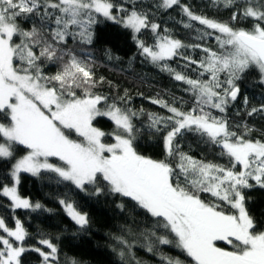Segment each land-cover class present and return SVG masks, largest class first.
<instances>
[{
	"label": "snow or ice",
	"instance_id": "obj_1",
	"mask_svg": "<svg viewBox=\"0 0 264 264\" xmlns=\"http://www.w3.org/2000/svg\"><path fill=\"white\" fill-rule=\"evenodd\" d=\"M130 4L125 8L112 0H0V117L7 120L0 122V159H15L13 184L0 188V196L10 200L13 212L40 209L42 205L18 193L20 174L54 172L78 189L91 185L97 194L107 189L130 198L155 218L153 227L140 234L142 247L158 255L163 264L186 261L163 253L161 245L175 247L193 264H264V231H255L243 194L244 189L264 188V141L248 138L252 129L247 125L242 131L237 125L233 131L225 116L211 111L223 114L237 100L236 81L247 70L258 69L264 82V0H211L214 7L234 9L228 21L196 14L180 0H160L158 8L179 7L187 18L184 27L194 29L199 41L213 38L216 48L203 43L186 45L171 36L168 29L158 31L159 25L148 12L135 0ZM97 14L130 29L140 54L175 80L183 81L188 86L185 91L194 98L193 107L187 111L174 106L175 101L152 100L170 113L148 114L149 126L163 135L165 159L155 160L136 151L138 130L133 117L140 113L118 106L116 101L109 103L106 95L94 92L104 78L95 79L90 56L77 55L67 47L68 37L92 42L91 26L97 22ZM21 18L32 21L31 26L23 28L18 23ZM249 21L251 26L247 28L233 26V22ZM146 31L152 34L154 43L140 38ZM185 48L201 49L203 55L193 59L182 53ZM177 56L186 61L185 67L197 66L200 71L195 79L168 64ZM45 63H59L60 68L46 75ZM257 112H264V105L253 107L248 115ZM97 117L109 118L113 130L95 127ZM72 132L79 139L70 138ZM185 132H195L206 143L218 146L229 166L182 152L178 140ZM107 138L112 142H106ZM18 146L27 151L16 158ZM50 157L62 164L50 163ZM169 158L177 161L175 167ZM202 193L219 203L206 202ZM60 203L81 229L88 225L87 214L74 203ZM222 205L234 211L226 212ZM157 230L164 234L158 235ZM0 233V264H22L23 254L28 251L38 253L41 264H60L59 248L51 239L38 240L47 251L25 246L30 234L19 218L14 219L11 228L0 218ZM116 239L123 245L119 256L125 261L124 249L130 254L132 244L123 237ZM221 242L226 247H220ZM65 264L78 262L66 259Z\"/></svg>",
	"mask_w": 264,
	"mask_h": 264
},
{
	"label": "trees",
	"instance_id": "obj_2",
	"mask_svg": "<svg viewBox=\"0 0 264 264\" xmlns=\"http://www.w3.org/2000/svg\"><path fill=\"white\" fill-rule=\"evenodd\" d=\"M115 4H123L125 8L131 6L130 0H112ZM138 6L149 13L150 19L159 25L158 31L168 29L170 35L181 40L184 44L203 43L205 47L216 48L213 38L199 41L195 37L194 29H186L179 7L171 9L158 8L160 0H135ZM182 4L188 5L191 10L199 15H205L220 21H228L234 9L214 7L211 0H180ZM114 14L115 11H114ZM97 22L91 26L92 42L81 43L79 39L73 41L67 38V47L73 49L77 55L90 56L93 60V73L98 83L94 92L106 95L108 102L116 101L118 106L131 108L139 115L133 117V124L138 130L134 147L138 153L155 160L165 159L166 153L163 146V135L152 129L148 119L149 113L167 116L170 113L160 104H154L153 99H162L170 104L175 101L174 106L182 107L185 111L193 107L194 98L190 92L185 91L188 87L183 81H177L161 67L153 64L140 54L132 32L116 21L107 20L97 14ZM18 23L25 29L31 26L32 21L21 18ZM195 23V22H193ZM199 27V25H197ZM235 27H250L251 22L236 24ZM140 35V34H138ZM148 44L154 43L152 34L148 31L140 35ZM184 55L199 60L203 55L201 49L185 48L181 50ZM168 64L178 72H182L195 79L199 74L196 65L185 67L186 61L180 56L168 61ZM60 68L59 63H45L43 70L46 75L55 74ZM193 69H197L193 71ZM207 79V75L203 77ZM239 88L238 98L229 104L225 113L211 109L217 116H225L236 131L237 125H244L252 129L248 138L264 141V112L248 113L253 107L260 108L264 105V84L262 83L258 69L251 68L241 74L236 81ZM78 94H80L78 90ZM121 97H126L121 101ZM247 97V104L244 103ZM0 122L7 123L6 119L0 117ZM94 126L103 131L111 132L115 127L107 117H97ZM75 138L76 134L70 133ZM107 138L106 142H110ZM180 150L199 160L210 161L216 164L229 166L227 157L220 155L218 146L206 143L199 134L185 132L178 140ZM26 149L18 146L15 157L24 154ZM170 159L173 167L177 161ZM15 159H0V188L12 183L11 167ZM239 171V167L236 169ZM178 171V169H177ZM183 182V177H181ZM254 183V181H250ZM18 191L27 197L31 203L42 205L35 211L31 209H17L14 212L9 207L10 200L0 196V218L6 220L8 227L14 226V219L19 218L27 231L29 237L25 246L46 247L38 244L40 238H48L59 248L60 264L67 260H76L78 264H163L158 255L148 252L142 244L143 237L140 235L147 229H151L154 219L143 209L139 208L130 198L119 194H111L105 189L97 194L91 185L84 190L78 189L69 181H63L56 173L42 170L39 175L33 176L29 173L20 174ZM246 198L245 205L249 214L255 222V231H264V188L255 186L244 189ZM201 198L206 202H216L210 194L202 193ZM74 203L77 209L87 214L89 223L81 229L62 209L60 200ZM122 205V207L120 206ZM226 212H232L230 207L222 205ZM158 235H163V230H157ZM2 234V233H0ZM117 237H123L132 244L131 253L126 252L125 261H121L119 252L123 245L119 244ZM135 241V243H133ZM163 253L179 257L186 264H193L191 258L180 252L171 245H161ZM134 257V259H133ZM41 257L34 251L23 254L22 264H41Z\"/></svg>",
	"mask_w": 264,
	"mask_h": 264
},
{
	"label": "rangeland",
	"instance_id": "obj_3",
	"mask_svg": "<svg viewBox=\"0 0 264 264\" xmlns=\"http://www.w3.org/2000/svg\"><path fill=\"white\" fill-rule=\"evenodd\" d=\"M112 21H114V20H112ZM177 39V38H176ZM263 84H264V82H262ZM96 127V126H95ZM72 133H74V132H72ZM75 134V133H74ZM70 138H72V139H79L78 137H74L73 135H71L70 134ZM110 142H112L111 140H110ZM26 151H27V149H26ZM24 154H26V152L24 153ZM24 154H22V155H20L19 157H21V156H23ZM19 157H17V158H19ZM49 162L50 163H53V164H58V165H61L62 164V162L61 161H59L58 160V158H56V157H50L49 158ZM13 163H15V161L13 162ZM11 169H12V167H11ZM10 173H11V171H10ZM30 174V173H29ZM13 184V180H12V183L11 184H9V186H11ZM16 187H17V190H18V185H16ZM18 193H19V191H18ZM20 194V193H19ZM21 195V194H20ZM22 196V195H21ZM22 197H24V198H27V197H25V196H22ZM63 200V199H62ZM61 201V200H60ZM61 204V203H60ZM61 207H62V209L64 210V207H63V205L61 204ZM64 212H65V210H64ZM66 213V212H65ZM82 213V212H81ZM67 214V213H66ZM14 227V226H13ZM219 246L220 247H226V245L224 244V243H220L219 244Z\"/></svg>",
	"mask_w": 264,
	"mask_h": 264
}]
</instances>
